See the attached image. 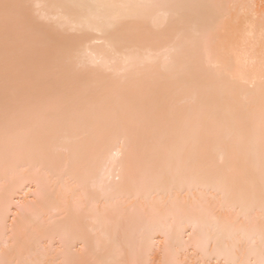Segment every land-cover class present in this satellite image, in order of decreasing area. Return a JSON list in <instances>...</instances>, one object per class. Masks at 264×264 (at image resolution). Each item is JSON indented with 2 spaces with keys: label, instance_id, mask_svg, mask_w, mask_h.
I'll use <instances>...</instances> for the list:
<instances>
[{
  "label": "bare ground",
  "instance_id": "obj_1",
  "mask_svg": "<svg viewBox=\"0 0 264 264\" xmlns=\"http://www.w3.org/2000/svg\"><path fill=\"white\" fill-rule=\"evenodd\" d=\"M0 264H264V0H0Z\"/></svg>",
  "mask_w": 264,
  "mask_h": 264
},
{
  "label": "snow or ice",
  "instance_id": "obj_2",
  "mask_svg": "<svg viewBox=\"0 0 264 264\" xmlns=\"http://www.w3.org/2000/svg\"><path fill=\"white\" fill-rule=\"evenodd\" d=\"M24 8L23 4L0 3V13H2L5 23L11 22L19 29L25 28L28 24L27 17L23 12Z\"/></svg>",
  "mask_w": 264,
  "mask_h": 264
}]
</instances>
